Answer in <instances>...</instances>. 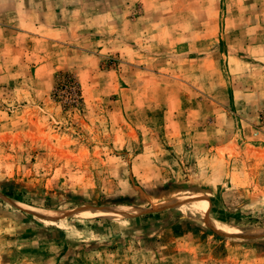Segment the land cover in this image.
<instances>
[{
	"label": "rangeland",
	"instance_id": "1",
	"mask_svg": "<svg viewBox=\"0 0 264 264\" xmlns=\"http://www.w3.org/2000/svg\"><path fill=\"white\" fill-rule=\"evenodd\" d=\"M201 40L221 80L188 74ZM229 42L264 52V0H0V196L52 218L0 198V264H264L212 231L264 232V91H231Z\"/></svg>",
	"mask_w": 264,
	"mask_h": 264
},
{
	"label": "crops",
	"instance_id": "2",
	"mask_svg": "<svg viewBox=\"0 0 264 264\" xmlns=\"http://www.w3.org/2000/svg\"><path fill=\"white\" fill-rule=\"evenodd\" d=\"M129 38H132L131 40H133L135 37L130 36ZM130 39H128V37L120 36V42L118 43L116 50L118 59H120L122 63L121 66L123 68V76L126 75L125 70L127 71V74L131 76L138 69L136 65L138 63V54L135 50V47L132 46V43L128 42V40ZM210 42L211 43L201 40L200 42L196 43L198 55L194 58H189L186 65L188 74H190L191 76L193 74L194 66L197 65L198 69H200V71H197V74H200L202 76L210 75V73H207V71L212 70L213 75L216 77L219 76L221 80L222 55L217 51V47L220 42H215V40H212ZM188 48H191V45ZM233 48L236 49V46L233 45L232 42H229L228 52L223 54L224 63H226L228 73L230 75L229 81L234 85L233 90L230 88L231 91H238L240 90L241 86H243L242 89L244 90L264 91V52H255L254 49H257L258 47L254 48V46H251V42L245 43L243 50L241 49L243 52L242 54L233 53ZM105 52H107L108 54L111 51L107 50ZM188 52L191 51L188 50ZM101 61L102 57H99L97 62L100 64ZM256 68L260 69L259 71L255 72L257 76H260V78L257 77L253 80H250V82L246 81L245 84H242V82H240L241 80L239 75H248L249 73L253 74L252 72H254V69ZM254 80L256 83L253 82ZM188 82L187 84H190ZM199 89L201 88H198V90ZM157 262L159 261H156L155 263ZM218 262L219 261L212 260V263L214 264H218Z\"/></svg>",
	"mask_w": 264,
	"mask_h": 264
},
{
	"label": "water",
	"instance_id": "3",
	"mask_svg": "<svg viewBox=\"0 0 264 264\" xmlns=\"http://www.w3.org/2000/svg\"><path fill=\"white\" fill-rule=\"evenodd\" d=\"M1 199H4L7 203H9L10 205L16 207L17 209L23 210L35 217H38L40 219H44V220H52V218L44 216V215H40V214H35V213H31L28 212L24 209H22L19 205L5 199L4 197H1ZM200 199H204V197L201 196H195L193 198L190 199H186V200H178V201H173L170 202L166 205H162V206H157V207H152L148 210H140V209H134V208H123L121 210H114V209H110V208H104V207H84V208H77L75 210H71L72 215L75 214H79L81 213L83 210H90L96 213H110L111 211H118L116 213H123V214H142V213H157V212H163L166 211L168 209H173V208H177V207H181L184 205H188L196 200H200ZM68 212V211H67ZM70 212V211H69ZM213 233L219 237H224L227 239H233V240H241V241H248V240H256V239H262L264 238V232L263 233H258V234H251V235H237V234H226V233H222L219 232L215 229H212Z\"/></svg>",
	"mask_w": 264,
	"mask_h": 264
},
{
	"label": "bare ground",
	"instance_id": "4",
	"mask_svg": "<svg viewBox=\"0 0 264 264\" xmlns=\"http://www.w3.org/2000/svg\"><path fill=\"white\" fill-rule=\"evenodd\" d=\"M193 207H195L198 211L202 212L205 208V201L204 200H196L193 205ZM48 215L50 216H53V217H65V216H68V215H64L62 213H47ZM104 214L100 213L98 215H95V216H83L82 218H94V217H100V216H103ZM106 216V215H105ZM213 226V225H212ZM215 228V230L218 231V228L216 226H213ZM213 228V229H214ZM221 232V231H220ZM222 233H225V232H222ZM226 234H232V233H226Z\"/></svg>",
	"mask_w": 264,
	"mask_h": 264
},
{
	"label": "built area",
	"instance_id": "5",
	"mask_svg": "<svg viewBox=\"0 0 264 264\" xmlns=\"http://www.w3.org/2000/svg\"><path fill=\"white\" fill-rule=\"evenodd\" d=\"M263 123H264V118H263Z\"/></svg>",
	"mask_w": 264,
	"mask_h": 264
}]
</instances>
